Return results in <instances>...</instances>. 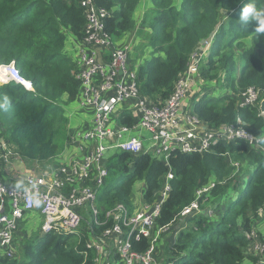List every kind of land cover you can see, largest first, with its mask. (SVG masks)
<instances>
[{
	"label": "trees",
	"instance_id": "trees-1",
	"mask_svg": "<svg viewBox=\"0 0 264 264\" xmlns=\"http://www.w3.org/2000/svg\"><path fill=\"white\" fill-rule=\"evenodd\" d=\"M94 1L111 12L106 19L110 35L132 31V12L140 0ZM174 1L151 0V15L144 20L150 25L145 45L154 55L137 72L129 65L136 72L138 95L147 102L164 104L192 54L199 53V78L209 84L208 80L221 81L220 74L225 72V82L219 83L227 93L206 95L211 87L196 89L189 97L191 106L185 105L180 114L193 115L210 127L240 117L244 127L264 141V115L259 113L258 105L239 107L232 97L249 86L264 91V36L255 39V24L244 28L238 20L248 0H180L179 6ZM256 3L259 7L264 0ZM84 22L81 0H0V63L13 62L33 88L30 97L20 84H0V102L4 96L9 97L8 107L0 110V136L25 159L40 163L55 154L51 115L64 96L68 102L73 101L79 90L75 63L64 45L68 33L81 38ZM250 34L254 35L248 45L245 37ZM207 40L210 47L201 51L198 46ZM233 42L242 49L237 76ZM117 121L131 128L137 119L133 112L123 110ZM180 124L186 122L181 120ZM257 150L243 141L220 140L204 152L179 148L167 151V163L164 156L122 151L117 164L105 161L108 176L98 190L97 213L84 208L77 233L41 234L23 248L22 263L16 258H0V264H95L96 249L86 247L88 240L99 237L117 222L106 218V212L117 203L130 210L133 185L138 180L145 183L144 201L153 203L166 184L169 169L173 177L167 180L169 190L154 220L161 237L168 236L161 248L162 254L165 251L162 264H245L243 248L250 239L244 231L247 235L253 232V222L264 213V154ZM225 153L240 155L254 167L231 175L222 155ZM2 171L0 168L1 176ZM205 187L208 190L197 196ZM193 203L198 209L182 216V210ZM234 215L241 219L239 226ZM130 242L134 250L144 253L151 238L136 233ZM249 259L250 264H258L257 256Z\"/></svg>",
	"mask_w": 264,
	"mask_h": 264
},
{
	"label": "built area",
	"instance_id": "built-area-1",
	"mask_svg": "<svg viewBox=\"0 0 264 264\" xmlns=\"http://www.w3.org/2000/svg\"><path fill=\"white\" fill-rule=\"evenodd\" d=\"M81 7L85 26L77 50L74 73L79 83L81 101L92 107V125L85 131L84 137L92 139L94 146L92 148L91 145L82 158L59 168L51 177L46 178L44 175L38 176L29 172L19 177L17 184L6 183L0 178V258L14 256V234L18 221L26 211L39 207L44 216L42 232L64 235L77 233L81 221V208L88 207L94 215L97 213L95 204L98 190L104 185L108 173L103 162L104 153L112 148V145L104 146L103 141L106 139L113 143L116 138L122 136L124 130L145 129L153 142V155L159 158L164 156L165 163L168 162L169 153H165L167 151L179 148L190 153L204 152L220 140L243 141L264 153V141L245 129L239 118L235 124L211 128L201 124L193 115L180 114L182 106L180 99H183L194 75L198 73L196 57L199 53L192 54L191 62L176 82L170 99L164 104L147 102L138 95L136 72L129 67L128 47L114 43L111 35L106 32L105 21L111 12L99 7L94 0H81ZM202 43L204 44L201 45ZM209 45L210 40L202 41L198 48L205 51ZM205 46L207 48L204 50ZM9 81L21 83L31 89L30 83L21 77L13 63L1 64L0 82ZM259 96V89L254 86L246 87L238 94L239 106L253 105ZM122 110L133 112L137 119L135 126L127 128L119 125L120 129H112L109 126L112 116ZM183 117L186 125L180 124ZM0 142L2 143L0 146L4 145V140L0 139ZM116 146L123 152L147 153L143 150L142 141L134 136L119 141ZM11 153L13 152L8 154ZM0 157L5 161L7 153L1 154ZM172 177L169 169L162 192L163 197L169 190L167 180ZM89 180L94 183L92 186L87 183ZM63 182L69 185V190L63 189ZM208 188L199 190L197 196L206 192ZM159 209L160 203L146 204L139 213L131 214L125 205L117 203L105 215L106 218H114L117 222L96 239L101 240L104 236L112 237L113 234H118V238L113 240L114 249L120 258L118 264H151L155 251L154 242L159 236V230L156 231L158 235L154 238L150 233ZM197 209L198 204L193 203L185 207L181 215H189ZM136 233L151 238L150 246L144 253H139L131 246L130 239ZM247 236L254 239V250L264 252V246L255 239V233L251 232ZM90 242L98 248L94 241H88L87 248L93 246Z\"/></svg>",
	"mask_w": 264,
	"mask_h": 264
},
{
	"label": "rangeland",
	"instance_id": "rangeland-1",
	"mask_svg": "<svg viewBox=\"0 0 264 264\" xmlns=\"http://www.w3.org/2000/svg\"><path fill=\"white\" fill-rule=\"evenodd\" d=\"M174 3L177 6H179L180 0H175ZM150 6H152L151 0H140L137 7L134 10V12H132V19L134 22V26H133L132 31L128 32L127 34L112 35V38L115 42H117L118 44H121V45H126L128 47L129 65L132 64V66L136 70V72H137L139 66L143 65L148 58H150L152 55H154L151 47L145 45L147 43L146 36L150 32V25L148 24L147 21H144V20H147L151 15L150 10H149ZM253 35L254 34H250L248 37H245V39H246L245 41L247 42L248 45L251 44L250 40L253 37ZM256 38H258V37H255V39ZM203 44L204 43H202L201 45H203ZM232 47H233V50L235 53L234 58L236 60V71H238L240 66H241V61L239 59V52L242 51V49H240L238 46H236L235 43L232 45ZM73 48L75 50H73L72 53L75 54L77 47L74 46ZM206 48L207 47L205 46L204 50ZM235 74H236V72H235ZM220 78H221V81H219V80H208L207 82H210L209 84H205V82H206L205 80L198 78V79H196L198 89L201 90L203 88V86L211 87L212 88L211 90L205 92L206 95H211V94L216 95L217 93L226 94L227 89L221 88V84L219 83V82H221V83L225 82V72H222L220 74ZM192 88L195 89L196 87H192ZM191 94H192L191 91H189L183 97V99H182L183 105H188V103H189V106H191V99L189 98L191 96ZM29 96L32 97L33 93L29 92ZM62 103H63V101H62ZM62 103H61L60 107L55 112L52 113V116L55 118V122H54L55 136H54V140H53V145H54V150H55L56 154L54 156L38 163L37 161H32V160L25 159V158L21 157L20 154H18L17 152H14L15 150H13L9 146V144L3 142L4 145L0 146V155L3 153H7V157H6L5 161L0 157V168L3 169L2 176L0 175V178L3 181H5L6 183L11 182L12 178L8 179L7 177H13L15 174H18V173L32 172L36 175H42V171H44L46 168L47 169L53 168L59 162L62 161L60 151H61L63 145L66 143V138H67V135L69 134V132H71V133L73 132V127H67V128L59 127L58 118L66 116L67 121L70 122L69 112H68L67 108L70 107L72 109H77V103L76 102L73 103V106H68L67 108H65L62 105ZM112 117L114 118V115ZM109 126L112 129H116V128L120 129L119 125H117L115 127V121H112ZM132 136L137 137V139L142 141L143 150L145 152H147L151 155L154 154L153 149H152L153 142H152L151 138L149 137L148 132L145 129L124 130L122 133V136L116 138L113 141V143H111L110 141H108L106 139L103 141V144L106 147H110L112 145L111 149L105 151V153H104L105 158H107L110 163L117 164L118 163V157L117 156H119L122 153V150L116 146L117 143L121 140H125L129 137H132ZM88 143H92V142H88ZM0 144H2V143L0 142ZM9 152H13V153L8 154ZM107 159L105 161H107ZM225 159L227 160V167L232 170L230 173L231 175H236L242 169H244L245 171H247L249 169V171H250L254 167V165L249 164V162L247 165L246 159L240 155L234 156L233 154L228 153L227 155H225ZM39 165L42 167L41 168L42 171L39 170L37 172V170L32 171L30 169L34 166H39ZM230 174H228V176ZM248 174H249V172H248ZM245 178H247V174H246ZM11 183H14V182H11ZM144 189H145L144 181H140V180L136 181L133 185V189H132V193H131L132 198L136 199V197H135L136 193L135 192H137V194L139 195L137 200L139 202L143 198L142 193L144 192ZM163 190H164V188L161 190L158 197H154L155 198L154 202H158L159 200H161ZM148 203H150V202H148ZM136 204H138V203H136ZM144 205H146V204H144ZM95 207L96 208L99 207L98 202H97V205L95 204ZM239 208H240V206L238 207V209ZM235 210L236 209H234L233 213H235ZM39 212H40L39 208H36V210H33V211L32 210L26 211L24 213V217L18 221V226H17L15 238H14L15 251H14V257L13 258H16L19 263H22L24 261L23 248L27 244L32 245L41 235V230H42V226L44 223V218L42 217V215ZM81 212H82V210H80V213ZM234 216L236 218L235 222L239 226V222H241V219L237 215H234ZM252 227L256 233L255 239L257 241L261 242L264 246V213L259 215V218H257L253 222ZM244 234L246 235L245 231H244ZM157 235H158V232H154V229H152L150 236L152 238H154ZM246 237L248 238L247 235H246ZM167 238H168V236L161 237V235L159 234L157 240L154 242L155 251H153V261L151 264H161V263L155 262V257L158 256L160 258V254L162 252L161 250H158L157 248L160 246V249H161L162 248L161 244L162 243L164 244L165 241L167 240ZM249 239H250V241H249L248 245L245 248H243L244 253H245V257H246L245 264H250V259H249L250 256H257L259 259L258 264H264V252L259 253L258 251L254 250L252 247L254 239H252V238H249ZM112 245H113V243H112Z\"/></svg>",
	"mask_w": 264,
	"mask_h": 264
},
{
	"label": "crops",
	"instance_id": "crops-1",
	"mask_svg": "<svg viewBox=\"0 0 264 264\" xmlns=\"http://www.w3.org/2000/svg\"><path fill=\"white\" fill-rule=\"evenodd\" d=\"M74 46L75 47L78 46V39L72 33H68L67 39H66V42L64 45V50L72 60H73V56H75V54L72 53V51L75 50L73 48ZM193 93L191 95H193ZM62 101H63L62 105L65 108H67L68 106H73L74 102L77 103V109H72L70 107L67 108L68 112H69L70 122L67 121L66 116L58 118V122H59L58 124L59 125L63 124V127H65V128L73 127V132L72 133L69 132V134L67 135V138H66V143L63 145V147L60 151L62 161L59 162L53 168H50V169L46 168L44 171L41 170L42 167L40 165L30 168L32 171L37 170V172L39 170H41L42 175L45 174V176H49V177L56 174L57 173L56 171H58L59 168H61L63 166H67V165L71 164L72 162H74L75 160L82 158L84 153L86 152V150H89V147L91 145H92V148L94 146L92 139L89 140V139L84 137L85 131L89 130L91 127L92 107L90 105L83 104V102L81 101L79 96H76V98L70 102H68V97L64 96L62 98ZM51 120L53 123L55 122V118L52 115H51ZM114 120L117 121L116 115L114 116ZM184 120H185V118L183 117V121ZM0 138H1V140H4L3 137L0 136ZM87 141L92 142V143H88ZM4 142L7 143L5 140H4ZM7 144H9V143H7ZM9 146L13 150H15L14 152H16L15 146H13L12 144H9ZM55 154H56V152H55ZM106 159L107 158H105V160ZM21 174H24V173H18V174H15L13 177H7V178L8 179L12 178V182L15 183L18 181V178ZM87 183L91 186L94 184L91 180H89ZM63 187H64L65 191L69 190V185L66 184V182L64 183ZM72 187H74V184H72ZM72 187H70V188H72ZM135 193H136V195H135L136 199H133L131 196V205H130V210H129V212L131 214L139 213L143 209L144 204L146 203L143 198L138 202L137 199H138L139 195L137 194V192H135ZM142 196H143V193H142ZM136 203H138V204H136ZM84 208L85 207L81 208V210H83ZM34 210H36V209H34ZM39 211H40V209H39ZM39 213L42 215L41 211ZM42 217H43V215H42ZM153 229H154V232H156V229L155 228H153ZM165 232H167V231L165 230ZM118 236H119L118 234H113L112 237H105L104 236L105 238L103 237L101 240H97L96 238L92 239L95 243L98 244L97 255L95 258V264H117L118 263V256H117L116 251L114 249V242H113V240H116L118 238ZM112 243H113V245H112ZM162 245H163V243L161 244V246ZM157 249L161 250L160 246ZM163 259H165V251H164V254H162V252H161L160 258L158 256L155 257V262L162 264Z\"/></svg>",
	"mask_w": 264,
	"mask_h": 264
},
{
	"label": "clouds",
	"instance_id": "clouds-1",
	"mask_svg": "<svg viewBox=\"0 0 264 264\" xmlns=\"http://www.w3.org/2000/svg\"><path fill=\"white\" fill-rule=\"evenodd\" d=\"M241 2H242V0H241ZM84 16V15H83ZM238 20H239V23H240V25L241 26H243L244 28H247L250 24H255V28H254V32H255V35L257 36V37H261V36H264V5H261V6H257V3H256V0H248V2L247 3H243V7H242V9L240 10V12H239V17H238ZM105 23H106V21H105ZM84 26H85V22H84ZM84 26H83V34H84ZM107 32V31H106ZM108 33V32H107ZM83 34H82V36H81V38H77L78 39V46H77V50H78V48H79V45H80V40L83 38ZM109 34V33H108ZM124 34H127V32L126 33H124ZM110 35V34H109ZM121 35V34H120ZM111 37H112V35H111ZM112 40H113V38H112ZM66 42V41H65ZM113 42L114 43H117V42H115L114 40H113ZM77 50H76V53H75V56H73V62L75 63V69H76V56H77ZM9 63H13V62H9ZM9 63H0V65L1 64H9ZM190 64V63H189ZM188 64V65H189ZM13 65H14V63H13ZM14 67H15V65H14ZM16 68V67H15ZM17 69V68H16ZM187 69V68H186ZM18 70V69H17ZM239 70H240V68H239ZM239 70L238 71H236V76L238 75V73H239ZM75 71V70H74ZM186 71V70H185ZM199 71H200V65H199V68H198V73L196 74V75H194V77H193V81H192V83L188 86V90H187V92H189V91H191V93H193L196 89H198V86H197V83H196V79H198L199 78V76H198V74H199ZM18 72H19V70H18ZM20 73V72H19ZM20 75H21V77H23L26 81H28L29 83H30V85H31V82H30V80H28V79H26L21 73H20ZM74 77H75V73H74ZM75 79H76V77H75ZM77 80V79H76ZM78 81V80H77ZM5 83H15V82H13V81H9V82H0V84H5ZM15 84H20V85H22L27 91H29V92H33V88H32V85H31V89H28V88H26L23 84H21V83H15ZM78 86H79V83H78ZM192 87H196L195 89H193ZM255 87V86H254ZM198 90H200V89H198ZM187 92H186V94H187ZM264 91L263 90H261L260 91V96H259V99H258V101L256 102V103H254L253 105H258V110H259V113L261 114V115H264L263 113H261L260 112V109H259V103H260V100L264 97V93H263ZM240 93V92H239ZM185 94V95H186ZM261 95H263L262 97H261ZM77 96H79V90H78V93H77ZM232 97H234L235 99H236V102H237V105L239 106V100H238V94H235V95H233ZM8 105H9V97L8 96H4L3 97V100H2V102H0V110H2V109H6L7 107H8ZM60 105H61V102H60ZM181 109L185 106V105H183V103H181ZM246 106H251V105H246ZM246 106H243V107H246ZM240 107V106H239ZM123 111V110H122ZM119 112H121V111H119ZM118 112V113H119ZM118 113L117 114H114V116L116 115V117L118 118ZM240 119L241 120V118L240 117H237L236 119H235V121L234 122H232V123H229V124H221L220 126H218V127H222V126H224V125H230V124H235L236 123V121H237V119ZM112 121H115V125H121V124H119L118 123V121H116V120H114V118L112 117ZM241 123H242V125H243V122H242V120H241ZM91 125H92V120H91ZM208 126V125H207ZM210 127V126H209ZM218 127H211V128H218ZM243 127H244V125H243ZM91 128V127H90ZM245 129H246V127H244ZM250 132V131H249ZM252 133V132H251ZM255 135V134H254ZM257 136H259L260 138H261V136L260 135H257ZM262 139V138H261ZM257 151H259V152H261L260 150H257ZM261 153H263V152H261ZM264 154V153H263ZM104 163H105V161H103ZM105 166H106V163H105ZM25 174H27V173H24V174H21L19 177H21V176H23V175H25ZM38 176H43V175H38ZM44 176H45V174H44ZM49 176H46V178H48ZM51 177V176H50ZM18 181H19V178H18ZM18 181L17 182H15L16 184L18 183ZM5 182V181H4ZM64 183L65 182H63V186H64ZM10 184V183H9ZM11 184H14V183H11ZM62 186V187H63ZM63 189H64V187H63ZM162 198H163V196L161 197V200H159L158 202H153V203H145V204H152V205H155V204H157V203H160V206H161V203H162ZM145 206V205H144ZM36 208H39V207H36ZM35 208V209H36ZM40 209V208H39ZM34 210V209H33ZM160 210V209H159ZM41 211V210H40ZM159 213V212H158ZM43 215V214H42ZM158 215V214H157ZM259 215H260V213H259ZM23 217H24V215H23ZM22 217V218H23ZM21 218V219H22ZM43 218H44V216H43ZM156 218V217H155ZM55 233V232H54ZM253 233H255V231H253ZM15 234H16V232H15ZM15 234H14V238H15ZM41 234L43 235L44 233L42 232V230H41ZM256 234V233H255ZM247 235V234H246ZM88 241H93L92 240V237H91V239H89ZM91 243V242H90ZM91 244H93V243H91ZM15 246V245H14ZM93 246L95 247V245L93 244ZM92 246V247H93ZM253 247V246H252ZM95 249H96V255H97V248L95 247ZM117 254V253H116ZM14 257V256H13ZM12 257V258H13ZM96 258V257H95ZM118 264V263H117Z\"/></svg>",
	"mask_w": 264,
	"mask_h": 264
},
{
	"label": "water",
	"instance_id": "water-1",
	"mask_svg": "<svg viewBox=\"0 0 264 264\" xmlns=\"http://www.w3.org/2000/svg\"><path fill=\"white\" fill-rule=\"evenodd\" d=\"M259 109L260 112L264 114V97L260 100Z\"/></svg>",
	"mask_w": 264,
	"mask_h": 264
}]
</instances>
